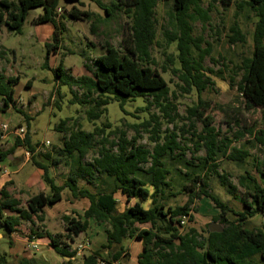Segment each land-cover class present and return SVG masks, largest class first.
I'll use <instances>...</instances> for the list:
<instances>
[{"label":"trees","instance_id":"trees-1","mask_svg":"<svg viewBox=\"0 0 264 264\" xmlns=\"http://www.w3.org/2000/svg\"><path fill=\"white\" fill-rule=\"evenodd\" d=\"M62 0H17V4L9 0H0V30L5 26L8 31L20 34L31 10L41 9L42 13L34 19L35 25L50 24L53 26V43H46V61L44 69L52 71L60 86L68 87L78 100L73 88L83 91L82 100L77 103L88 105L87 119L95 123L107 112L106 106L110 102H117L125 112V105L138 97L147 100L148 105L156 106L164 117L174 121L172 117L173 105L168 102L169 85L150 60V49L156 39L155 9L158 0H129L125 5L131 10L132 24L128 35L121 41V47L126 51L121 55L114 47H107L106 54L95 58L94 70L91 76L75 77L64 69L63 61L56 68L49 66V56L60 49V40L64 26L57 21V10ZM68 3H78L81 0H63ZM99 7V0H92ZM167 1V0H163ZM217 1V0H215ZM229 8L231 0H221ZM174 32L168 36V44L177 43L180 68L173 73L182 83L180 88L186 94L195 91L198 95V105L189 108L190 119L203 124L202 135L194 144L193 153L205 150L204 157L186 159L184 149L177 142L176 134L162 136L160 118L152 116L140 127L148 129L151 122H155L152 129L153 142L156 143L152 151L137 144V139L130 142L121 134L117 144L118 152L106 150L103 147L98 157L92 163L85 164L84 160L97 132L87 133L82 130L71 133L69 142L63 148L54 150L58 158L51 154L32 156L36 168L43 172L42 180L49 188V193L40 192L27 201V207L20 210L19 201L13 199L7 187L0 190V227L8 233H16L21 221L32 222L34 217L42 219L46 208L54 207L63 200L64 191H69L74 200H88L89 206L83 215L65 217V234L51 235L49 247L57 254L66 258L71 264L77 255L71 243L80 234H86L90 221L98 225H105L106 243L99 250L83 256L82 264H120L129 255L124 246L128 240L142 243L143 251L138 257V264H264V224L261 228L250 229L249 220L257 215L264 217V158L254 160V171L239 176L238 184L245 190L241 196L244 210L235 211L229 204L222 202L211 191L210 181L217 179L231 197H237V189L230 182V175L221 172L222 159L244 164L251 157L253 142L246 140L247 135L254 136L255 143L264 146V131L253 133L252 130L236 132V141H244L241 147H231L232 142L221 140L211 128L213 118L205 115L210 108L208 102L201 99L202 93L213 89L215 84L206 74L204 61L209 55L208 50L201 48L193 37V25L197 20L207 22V13L202 9L201 0H173ZM121 4L124 3L121 1ZM107 16L110 9L104 8ZM10 14L9 20L6 15ZM68 17L75 21H90L93 13L81 11L76 6L67 12ZM245 16L253 21L252 35L253 51L241 61L242 78L236 85L239 93L245 99L247 110L260 109L264 118V0H240L236 2L235 17ZM228 44H246L247 37L238 21L230 27ZM94 46L93 43H90ZM0 49V58L5 55ZM57 54V52H54ZM164 71L165 68H163ZM233 82V81H232ZM20 83V78L0 76V98L2 112L16 109L14 87ZM27 88H32L28 81ZM149 99V101H148ZM24 116L27 125L31 118L22 110H17ZM69 120H62L56 127L59 132ZM165 140L161 143L162 140ZM14 145L9 151H0V162L13 155L17 148L24 147L30 154L35 153V146L27 132L24 140L13 139ZM179 151L178 154L176 152ZM75 166L68 174L66 181L59 184L50 176V169L61 157L73 159ZM174 164L184 165L181 171ZM85 184L81 186L79 183ZM117 194L126 198L128 203L136 202L123 211L118 208ZM186 195L183 205H171L173 199ZM240 196V195H239ZM209 199L219 214L214 222L221 226L222 231L210 232L205 236L196 229L190 228L183 233L181 219L187 217L193 222V204L195 200ZM150 202V207L143 203ZM7 212H10L9 216ZM13 213V214H12ZM149 225L147 229L140 226ZM6 261L0 257V264Z\"/></svg>","mask_w":264,"mask_h":264},{"label":"rangeland","instance_id":"rangeland-1","mask_svg":"<svg viewBox=\"0 0 264 264\" xmlns=\"http://www.w3.org/2000/svg\"><path fill=\"white\" fill-rule=\"evenodd\" d=\"M17 4V0H9ZM102 7H99L92 0H81L78 3H68L61 1V13L57 12L56 21L60 26H64L62 39L60 40V49L50 54L49 66L56 68L61 61L64 63V69L75 77L83 75L91 76L94 70L95 58L106 54L107 47L117 48L121 55L126 51L121 47V41L130 31L132 24L131 14H127L128 8L125 3L129 0H99ZM121 1L124 5L121 4ZM240 0H231L229 8H226L221 0H201L202 9L207 13L208 20L203 23L197 20L193 25V37L199 43L202 49L208 50L209 55L204 61V67L208 70L207 76L215 84L213 89H208L201 95L204 102H208L210 108L205 112L213 118L211 128L219 135V141L225 140L232 142L231 147L239 148L244 141H236L233 135L243 130H252L253 133L264 131V118L260 109L247 110L245 99L239 93L235 84L242 78L241 61L244 57L251 55L253 51L252 35L254 31L253 21L245 16L235 17L236 2ZM173 0H158L155 9L156 21V39L150 49L153 68L157 69L163 75L169 85L168 102L173 105L172 117L174 121L163 116L156 106H150L143 97H138L134 101L128 102L124 110L120 108L117 102H110L107 106V112L95 121L90 122L87 119L86 110L88 105L77 103L82 100L83 91L73 88L77 93L78 100L70 93L68 87L60 86L54 78L52 71L43 68L46 61L47 50L46 43H53L50 24L35 25L34 19L42 13L41 9L31 10L23 30L20 34L8 31L5 26L0 30V49L5 51V55L0 58V76L7 78H20V83L14 87V98L16 99V109L22 110L29 118L27 125L24 116L10 109L8 112L0 111V126L6 124L12 128L24 127L25 134L29 133L32 143L35 146V153L27 156V149L19 147L13 155L0 162V190L7 187L10 196L19 201L20 210L27 207V201L34 195L44 192L49 193V188L44 184L41 176V170L36 168L32 162V156L49 153L54 158H58L55 148L60 149L69 142L71 133L82 130L90 133L98 128L102 132H97L96 137L88 151L84 163H92L98 157V152L105 147L106 150L113 153L118 152L117 144L122 133L126 140L137 139V144L146 150L152 151L155 147L153 142L154 135L151 133L155 122H151L147 130L140 127L141 124L150 120L152 116L160 118L162 125V136L176 134L177 142L181 149L186 150V159L204 157L205 150L200 149L199 153H193L194 144L198 142V137L202 135L203 124L195 119H190L189 108L198 105V95L195 91L186 94L180 86L182 83L173 73V70L180 68L179 52L177 43L168 44V36L174 32V12ZM73 6L81 11L93 13L90 21L71 20L67 12ZM110 9V16H107L105 9ZM10 14L6 15L9 20ZM238 21L240 27L245 33L247 40L243 46L241 44H228V35L230 27ZM40 33V36H38ZM93 43L94 46H91ZM166 71H164V69ZM32 82V88H27V82ZM233 81V82H232ZM235 83V84H233ZM149 101V99H148ZM3 107L0 98V108ZM69 120L64 128V132L59 133L56 130L57 125L62 120ZM5 134L0 129V151H9L14 142L4 140ZM7 136L5 139H7ZM246 140L253 142L251 148V157L244 164H236L226 159H222L221 172H227L230 175V182L236 187L238 196L231 197L226 190L221 187L217 179L210 181L211 191L222 202L229 204L235 211L244 210L241 196L245 190L238 184V178L245 171L254 175V160L264 158V146L255 143L254 136L247 135ZM46 141H50L49 147L42 146ZM163 139L161 141L164 142ZM179 151L176 152L178 154ZM76 156L73 159L61 157L59 161L50 169V176L57 183L63 184L71 169L76 165ZM3 164V165H2ZM181 171L185 172L184 165L174 164ZM8 172V176L1 177L3 171ZM81 186L84 182L80 181ZM240 195V196H239ZM118 208L120 211L136 202L126 201L121 194H117ZM187 196H179L172 200L171 205H183ZM88 200H74L69 191H64L63 200L54 207L46 208L42 214V219H33L32 222L21 221L16 228L17 232L10 234L4 228L0 227V257L6 263L4 264H66L68 260L57 254L49 247V239L46 233L51 235L65 234V217L82 216L88 207ZM144 207H150V202L143 203ZM193 222L188 221L182 232H187L190 228L196 229L205 236L209 226L218 216L219 210L214 204L206 198L195 200L193 204ZM9 216L10 212H7ZM218 225V223H215ZM264 224V217L257 215L249 220L250 229L261 228ZM221 228L220 225H218ZM141 229L149 228V225L140 226ZM30 241H37L39 248L37 251H29L27 245ZM106 243L105 225H98L94 220L90 221V227L86 234H80L75 237L74 243H71L73 250L77 255L71 264H82L83 256L90 255L99 250ZM129 257L120 264H138V257L142 252V243L136 240H128L124 243Z\"/></svg>","mask_w":264,"mask_h":264},{"label":"built area","instance_id":"built-area-1","mask_svg":"<svg viewBox=\"0 0 264 264\" xmlns=\"http://www.w3.org/2000/svg\"><path fill=\"white\" fill-rule=\"evenodd\" d=\"M57 12H58V13H59V12L61 13L62 11H61V9L59 8V9L57 10ZM0 129H1V131L5 134V136H2L3 139H5L7 136H13L14 138H19V139L23 140V137H22V136L25 134V129H24V127H15V128H12V129H11L10 126H8V125H6V124H2V125L0 126ZM50 145H51V142H50V141H46L45 143L42 144V146H44V147H49ZM29 154H30V153H27V156H28V157H29ZM3 175H4V176H8V172H7L6 170H4V171H3ZM181 222H182V225L185 226L186 223L188 222V218H187V217H183V218L181 219ZM38 248H39V244L37 243V241H30V242L28 243V245H27V249H28L29 251H37ZM78 249H79V250H77V251H81V250L83 249V246L80 245Z\"/></svg>","mask_w":264,"mask_h":264},{"label":"crops","instance_id":"crops-1","mask_svg":"<svg viewBox=\"0 0 264 264\" xmlns=\"http://www.w3.org/2000/svg\"><path fill=\"white\" fill-rule=\"evenodd\" d=\"M53 31H54V29H51V35L53 34ZM38 36H40V33H39ZM58 132H59V131H58ZM59 133H61V132H59ZM61 134H62V133H61ZM8 139L11 140V142H13L14 137H13V136H9L7 139H4V140H8ZM2 163H3V162H2ZM2 165H3V164H2ZM1 169H2V166H0V170H1ZM42 175H43V172L41 171V176H42ZM1 177L3 178V177H6V176L2 175ZM88 206H89V204H88ZM87 208H88V207H87ZM87 208H86V209H87ZM136 241H137V240H136ZM142 251H143V248H142ZM141 253H142V252H141ZM141 253H140V254H141Z\"/></svg>","mask_w":264,"mask_h":264},{"label":"water","instance_id":"water-1","mask_svg":"<svg viewBox=\"0 0 264 264\" xmlns=\"http://www.w3.org/2000/svg\"><path fill=\"white\" fill-rule=\"evenodd\" d=\"M209 230H210V232L222 231V229L219 228V226L216 225L215 223H213V224H211V225L209 226Z\"/></svg>","mask_w":264,"mask_h":264}]
</instances>
